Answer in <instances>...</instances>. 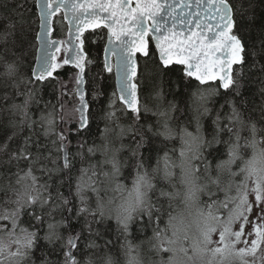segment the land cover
Wrapping results in <instances>:
<instances>
[{
	"label": "snow or ice",
	"instance_id": "6c2138e0",
	"mask_svg": "<svg viewBox=\"0 0 264 264\" xmlns=\"http://www.w3.org/2000/svg\"><path fill=\"white\" fill-rule=\"evenodd\" d=\"M0 264H264V0H0Z\"/></svg>",
	"mask_w": 264,
	"mask_h": 264
},
{
	"label": "trees",
	"instance_id": "16d2710c",
	"mask_svg": "<svg viewBox=\"0 0 264 264\" xmlns=\"http://www.w3.org/2000/svg\"><path fill=\"white\" fill-rule=\"evenodd\" d=\"M54 35H55V37H58L59 39H65L66 35H67V25H66V23H65V25L63 27V30L60 29L59 25H57V32ZM105 43H106V39H100V40L97 41V44L93 45V47H92V51L96 55L97 62H98V67L93 69L94 72L100 70L99 66L102 64L103 47L105 46ZM150 68H151V65H149L147 68H145V66L143 64V61H141L139 71L144 74L143 75V79L145 81V83H144L145 92H147V89H148V86H149L148 85V81H147V74L150 71ZM104 75H105V78H106V83L114 86V83H115L114 74L111 75L110 79H109V74L105 73ZM109 90H111V88Z\"/></svg>",
	"mask_w": 264,
	"mask_h": 264
},
{
	"label": "water",
	"instance_id": "95a60500",
	"mask_svg": "<svg viewBox=\"0 0 264 264\" xmlns=\"http://www.w3.org/2000/svg\"><path fill=\"white\" fill-rule=\"evenodd\" d=\"M56 38H58V37H56ZM59 39V38H58ZM65 39H67V35H66V38ZM105 45H106V43H105ZM113 63H114V58H113Z\"/></svg>",
	"mask_w": 264,
	"mask_h": 264
}]
</instances>
